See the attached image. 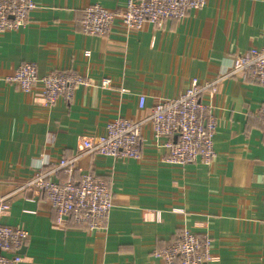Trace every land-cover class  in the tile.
I'll return each instance as SVG.
<instances>
[{
	"label": "crops",
	"instance_id": "crops-1",
	"mask_svg": "<svg viewBox=\"0 0 264 264\" xmlns=\"http://www.w3.org/2000/svg\"><path fill=\"white\" fill-rule=\"evenodd\" d=\"M127 1L35 0L23 27L0 34V195L77 156L80 142L104 134L112 120H143L159 99L178 97L193 79L202 86L215 81L202 94L216 119L215 159L209 166L163 164L165 150L155 146L149 123L141 127L138 160L82 156L75 181L84 170L109 181L106 228H57L44 196L20 190L1 218L28 234L19 264H163L155 252L181 228L210 236L206 264H264V132L256 119L264 88L223 78L235 57L264 48V0H207L160 28L146 22L127 32L116 23L106 36L82 32L83 10L119 12ZM23 63L40 75L76 72L95 85L47 107L38 94L7 83ZM103 79L108 88L100 87ZM52 178L66 176L57 171Z\"/></svg>",
	"mask_w": 264,
	"mask_h": 264
},
{
	"label": "built area",
	"instance_id": "built-area-1",
	"mask_svg": "<svg viewBox=\"0 0 264 264\" xmlns=\"http://www.w3.org/2000/svg\"><path fill=\"white\" fill-rule=\"evenodd\" d=\"M206 3L207 0H128L119 12L92 6L83 10L81 30L90 36H106L116 23L127 32H139L146 22L160 28L169 20H183L189 12L202 9ZM35 9V0H0V34L19 30ZM85 53L87 56L88 52ZM233 76L264 88V48H251L235 57L231 71L223 78ZM6 81L23 94H38L47 107L59 99L69 101L78 87L95 85L94 80L72 71L57 70L40 75L31 63L21 64ZM110 83V80L103 79L99 85L108 88ZM214 83L202 86L193 79L178 97L159 99L143 120L121 117L112 120L106 125L104 134L80 142L77 156L69 160L59 159L54 168L45 173L39 171L22 187L0 195V264L23 261L19 251L27 240V232L1 224L8 201L20 190L44 196L55 215L54 226L57 228L73 225L87 231H103L113 207L109 181L89 170H84L75 181L78 162L85 155L113 160L140 159L141 127L144 124L151 125L155 146L165 150L160 159L163 164L179 168L197 163L211 165L216 156L213 146L216 119L202 94ZM144 100L140 97V109L144 107ZM256 119L261 122L264 132V103ZM172 136L176 137L175 141H170ZM57 171H62L66 179L53 180ZM211 247L208 234L197 235L181 228L173 241L156 251L155 256L163 264H206L211 257Z\"/></svg>",
	"mask_w": 264,
	"mask_h": 264
},
{
	"label": "water",
	"instance_id": "water-1",
	"mask_svg": "<svg viewBox=\"0 0 264 264\" xmlns=\"http://www.w3.org/2000/svg\"><path fill=\"white\" fill-rule=\"evenodd\" d=\"M24 248H25V247H24V246H22V247H21V249H20V251H19V253H20L21 251H23V250H24Z\"/></svg>",
	"mask_w": 264,
	"mask_h": 264
}]
</instances>
